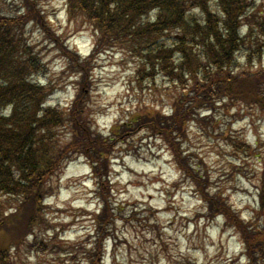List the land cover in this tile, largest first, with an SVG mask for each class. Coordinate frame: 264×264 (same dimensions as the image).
<instances>
[{
    "label": "clouds",
    "instance_id": "clouds-1",
    "mask_svg": "<svg viewBox=\"0 0 264 264\" xmlns=\"http://www.w3.org/2000/svg\"><path fill=\"white\" fill-rule=\"evenodd\" d=\"M74 2L28 0L43 20L42 26L28 19L22 32L40 66L25 76L44 93L35 119L44 120L49 110L62 114L61 123L38 134H54L48 158L68 150L42 178L29 229L19 239L14 231L0 229V249L7 250L0 264H264V248L250 255L253 242L241 228L264 240V83L255 102L217 92L215 84L208 101L197 96L204 90L199 86L217 73L238 81L264 76V48L255 53L257 42L264 45V0H243L247 6L234 29L241 46L229 63L221 66L208 56L205 44L219 50L212 35L205 44L190 45L201 65L194 71L181 69L185 56L179 50L167 69L160 60L153 68L147 59L161 46L177 49L182 26L163 29L151 48L132 43V35L117 40L107 29L109 42L102 44L105 36L96 18L90 21L87 9L73 10ZM100 2L94 0L96 8ZM117 3L112 0L109 9L115 11ZM206 3L217 17L216 31L229 39L221 0ZM0 9L3 17L29 15L25 0H0ZM162 14L159 6L148 9L130 33L157 25ZM193 19L202 28L208 25L199 4L183 14L189 26ZM141 69L155 74L142 78ZM7 83L0 79V85ZM78 100L91 140L99 137L107 149L98 158L92 155L96 148L86 152L75 143L79 131L69 116ZM15 108V101L0 107V118H11ZM181 110L187 118L177 116ZM11 171L13 180L27 183L15 166ZM26 195L0 191V222L10 221V229L15 226L10 218L22 216Z\"/></svg>",
    "mask_w": 264,
    "mask_h": 264
},
{
    "label": "trees",
    "instance_id": "trees-1",
    "mask_svg": "<svg viewBox=\"0 0 264 264\" xmlns=\"http://www.w3.org/2000/svg\"><path fill=\"white\" fill-rule=\"evenodd\" d=\"M111 2L112 0H101L99 8L95 7L94 0H76L72 4V9L75 11L87 9L90 21L96 18V26L104 32L105 36V39L101 41L102 44L109 42L108 32L105 31L107 29L111 31L112 36L117 40L122 37L126 39L127 36L132 35V43L143 42L145 46L151 48L157 43V36L162 33L163 29L172 28L176 25L183 27L184 35L176 38L180 41L177 49L164 50L161 46V50L156 56L149 55L147 57L148 61L153 63V68H155L154 62L156 60L162 61V67L165 69L171 67L167 61L173 51L176 50L181 51L185 56V64L181 65L182 70L187 67L189 70L194 71V65L197 68L201 67L192 54L190 45L205 44L210 35L215 37L219 50L211 43L205 44V48L213 63L218 65L222 66L229 63L232 51L241 46L236 43L234 29L237 15L240 14L243 7L247 6L243 0H221V4L229 17L226 26L232 32L227 40L222 38L221 34L216 31L217 17L208 13L206 0H118L115 11L109 9ZM194 4H199L208 15L206 28L196 24L194 19L192 26L183 21L185 10ZM155 6L161 7L163 13L158 24L148 25L139 28L135 33H130L129 29L137 21L139 15ZM31 7L34 9V5L31 4ZM2 10L0 9V11ZM30 18L37 20L43 26V20L38 13H34V10ZM27 19L28 16L21 18L0 16V79L8 82L6 87L0 85V107L12 101H15L16 104L11 118H0V191L12 194L21 192L27 194L25 203L21 206V218L19 220L16 217L10 218L11 222L15 224L14 228L10 229L8 227L10 221H3L0 222V229L7 232L14 231L17 239L23 235L25 230L29 229V225L35 218L34 203L36 196L39 195V189L42 187V178L47 173L52 172L58 160L68 150L65 148L63 151H58L54 159L48 158V153L55 147L51 143L54 134L50 130L45 135L38 134L41 128H49L52 125L61 123L62 114L49 110V115L44 120L37 121L35 119V112L39 108L44 93L40 88L25 82V76L30 69L39 68L36 58L32 56V49L26 46L22 37L23 26ZM254 19L255 17H253ZM261 30L264 31V25H261ZM18 31L19 35L17 34ZM196 35L200 36L199 41L195 40ZM262 48H264V45L257 42L255 53L258 54ZM134 51L136 50L134 49ZM64 54L67 55L68 53L65 52ZM21 55H26L28 59H18L17 57ZM141 73L143 74V69H141ZM154 74L153 71L147 75ZM168 74L175 76V73L169 72ZM224 75H227V79L221 73H217L215 78L209 77V84L199 86L204 89L203 91H197L195 88L193 91H197V96H202L203 101H208L210 99L209 94L212 92L211 85L215 84L217 92L228 91L237 96L242 94L245 99L256 101V93L259 90V85L264 83V76H261L260 79L250 78L238 81L229 74ZM84 89V94H86V87ZM82 110V104L78 100L69 116V119L73 121L75 128L79 131L75 143L86 152L96 148V152H93L92 155L98 158L99 151H106L107 149L100 146L99 137L96 141L91 140L86 122L80 118ZM177 116L187 118L183 110L179 111ZM146 120L147 118H144L141 122L144 123ZM156 123L159 124V118ZM42 164L44 165L43 168H41ZM13 166L22 172V179L27 183L21 184L13 180L11 171ZM34 188L37 189L35 194L32 191ZM215 203H219V201ZM262 207H264V196H262ZM232 219H235V217H232ZM241 228L244 231L246 240L253 242L249 244L250 255L254 253L256 248H264V240L257 239L261 235L260 233L247 232L242 225ZM0 254L7 255L6 248L0 249Z\"/></svg>",
    "mask_w": 264,
    "mask_h": 264
},
{
    "label": "rangeland",
    "instance_id": "rangeland-1",
    "mask_svg": "<svg viewBox=\"0 0 264 264\" xmlns=\"http://www.w3.org/2000/svg\"><path fill=\"white\" fill-rule=\"evenodd\" d=\"M25 6L29 8V15H28V19H31V15L33 14V8L31 7V4L28 3V0H25ZM27 19V20H28ZM49 38L52 39V40H57V38L51 33V31H49ZM57 44L59 47H62L61 45H59V42L57 41ZM40 67V66H39ZM79 67V66H78ZM149 73H143L142 74V78L144 75H147ZM85 86H86V81H85ZM84 88L82 89V92L84 93ZM87 94V93H86Z\"/></svg>",
    "mask_w": 264,
    "mask_h": 264
}]
</instances>
